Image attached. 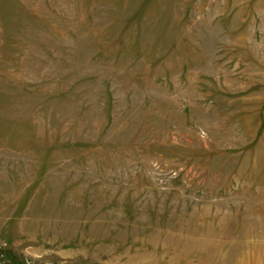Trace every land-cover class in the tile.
Instances as JSON below:
<instances>
[{"label": "rangeland", "instance_id": "obj_1", "mask_svg": "<svg viewBox=\"0 0 264 264\" xmlns=\"http://www.w3.org/2000/svg\"><path fill=\"white\" fill-rule=\"evenodd\" d=\"M0 264H264V0H0Z\"/></svg>", "mask_w": 264, "mask_h": 264}]
</instances>
